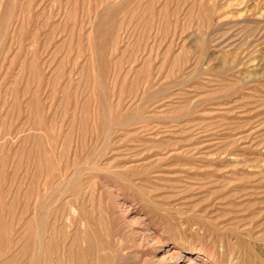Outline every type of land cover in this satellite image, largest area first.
<instances>
[{
    "label": "rangeland",
    "instance_id": "rangeland-1",
    "mask_svg": "<svg viewBox=\"0 0 264 264\" xmlns=\"http://www.w3.org/2000/svg\"><path fill=\"white\" fill-rule=\"evenodd\" d=\"M183 254L264 264V0H0V264Z\"/></svg>",
    "mask_w": 264,
    "mask_h": 264
},
{
    "label": "bare ground",
    "instance_id": "bare-ground-1",
    "mask_svg": "<svg viewBox=\"0 0 264 264\" xmlns=\"http://www.w3.org/2000/svg\"><path fill=\"white\" fill-rule=\"evenodd\" d=\"M41 242H42V241H41ZM43 245H44V244H43ZM235 245H236V244H235ZM38 246H39V245H38ZM39 247H40V246H39ZM41 247H42V245H41ZM41 247H40V249H41ZM179 254H180V253H179ZM198 254H199V253H198ZM235 255H236V254H235ZM40 256H41V254H40ZM183 256H184V254H183ZM183 256H182V257H183ZM200 256H201V255H200ZM237 256H239V255H237ZM255 256H256V255H255ZM201 257H202V256H201ZM12 258H13V257H12ZM189 258H190V257L187 256V255L184 256V260H189ZM163 259H164V258H163ZM169 259H170V258H169ZM195 259H196V258H195ZM261 259H262V258H261ZM261 259H260V260H261ZM10 260H11V259H10ZM39 260H40V258H39ZM42 260H43V259H42ZM242 260H243V259H242ZM248 260H249V259H248ZM40 261H41V260H40ZM190 261H191V260H189L188 263L191 264L193 260H192L191 262H190ZM254 261H255V260H254ZM197 262H198V261H197ZM197 262H195V263H197ZM207 262H208V261H207ZM39 263H41V262H39ZM188 263H187V264H188ZM240 263H241V262H240ZM258 263H260V262H257V264H258ZM35 264H36V263H35ZM41 264H42V263H41ZM199 264H200V263H199Z\"/></svg>",
    "mask_w": 264,
    "mask_h": 264
}]
</instances>
